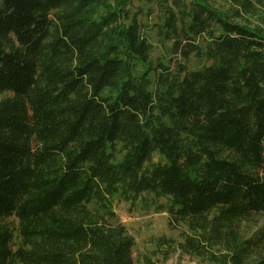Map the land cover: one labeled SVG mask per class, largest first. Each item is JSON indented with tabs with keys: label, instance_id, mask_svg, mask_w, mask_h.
Segmentation results:
<instances>
[{
	"label": "trees",
	"instance_id": "obj_1",
	"mask_svg": "<svg viewBox=\"0 0 264 264\" xmlns=\"http://www.w3.org/2000/svg\"><path fill=\"white\" fill-rule=\"evenodd\" d=\"M134 1L0 0V264H136L144 193L160 245L264 264V0H146L156 61Z\"/></svg>",
	"mask_w": 264,
	"mask_h": 264
},
{
	"label": "rangeland",
	"instance_id": "obj_2",
	"mask_svg": "<svg viewBox=\"0 0 264 264\" xmlns=\"http://www.w3.org/2000/svg\"><path fill=\"white\" fill-rule=\"evenodd\" d=\"M152 3L146 0H135V8L143 7L144 12L142 21L148 24V28L144 29L153 44L154 50L152 52V59L164 58L166 55L165 46L159 40L155 23L158 21L156 12L151 15L146 14L147 9ZM154 160H162L160 154L155 153ZM145 198L139 197L135 202L125 201L116 197L114 200L115 211L118 214L119 220L127 227L129 233L135 238V246L133 255L136 264H143L144 255L152 256L159 264H213L208 258V254L203 256H193L186 253H181L179 249L175 251L166 248L159 244V238L165 236L166 238L174 239V242L179 243L183 241L182 231L186 228L178 223H174L171 227L169 225V213L158 212L156 206L146 207V199L152 198L151 194L144 193ZM161 202L166 200L161 198ZM244 227L250 230H255L261 227L264 229V215H257L252 221H246ZM184 231V232H185ZM214 252H218L212 249Z\"/></svg>",
	"mask_w": 264,
	"mask_h": 264
}]
</instances>
